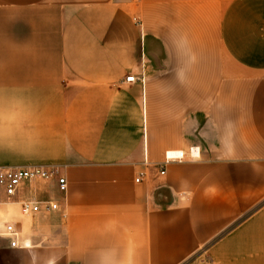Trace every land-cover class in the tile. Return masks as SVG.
<instances>
[{
    "label": "crops",
    "instance_id": "0c3cea01",
    "mask_svg": "<svg viewBox=\"0 0 264 264\" xmlns=\"http://www.w3.org/2000/svg\"><path fill=\"white\" fill-rule=\"evenodd\" d=\"M0 167V264H264V0H0Z\"/></svg>",
    "mask_w": 264,
    "mask_h": 264
},
{
    "label": "built area",
    "instance_id": "2783aa9c",
    "mask_svg": "<svg viewBox=\"0 0 264 264\" xmlns=\"http://www.w3.org/2000/svg\"><path fill=\"white\" fill-rule=\"evenodd\" d=\"M126 83L131 84L137 82L134 75H131L125 79ZM193 157V154H191ZM185 157L183 154H180L178 157L166 156L164 167L162 168L161 175H165V165H167L171 160H176L179 162L184 161ZM60 169L55 167L42 168V167H30V168H21V167H12V168H1L0 167V188L4 191L8 200L13 199L25 183L36 182V181H50L56 180L59 186V190L62 193H65L68 189L66 179L61 177ZM144 177L143 173H140L135 181L140 183ZM22 205V215L31 216L33 213H38L42 210L43 206L46 211L48 210H57L58 206L51 202L41 203L38 201H25L21 203ZM7 237L14 239L11 246L15 248L18 246V230L13 223H8L5 226V233Z\"/></svg>",
    "mask_w": 264,
    "mask_h": 264
},
{
    "label": "bare ground",
    "instance_id": "6f19581e",
    "mask_svg": "<svg viewBox=\"0 0 264 264\" xmlns=\"http://www.w3.org/2000/svg\"><path fill=\"white\" fill-rule=\"evenodd\" d=\"M169 156H171V157H178V156H180V154L169 153Z\"/></svg>",
    "mask_w": 264,
    "mask_h": 264
}]
</instances>
